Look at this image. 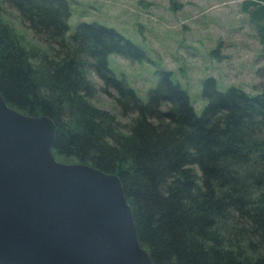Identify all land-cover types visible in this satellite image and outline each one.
I'll return each mask as SVG.
<instances>
[{
  "label": "trees",
  "instance_id": "trees-1",
  "mask_svg": "<svg viewBox=\"0 0 264 264\" xmlns=\"http://www.w3.org/2000/svg\"><path fill=\"white\" fill-rule=\"evenodd\" d=\"M3 3L45 46L26 47L0 16L1 96L53 120L54 157L118 175L151 261L264 264V90L221 91L206 77L197 115L171 73L159 70L143 102L107 67L109 54L142 59L139 46L95 22L65 37L67 0H0V13ZM241 8L264 47V0H242ZM90 70L114 90L120 114H134L125 130L89 101Z\"/></svg>",
  "mask_w": 264,
  "mask_h": 264
},
{
  "label": "water",
  "instance_id": "water-1",
  "mask_svg": "<svg viewBox=\"0 0 264 264\" xmlns=\"http://www.w3.org/2000/svg\"><path fill=\"white\" fill-rule=\"evenodd\" d=\"M54 134L0 94V263L154 264L118 175L55 159Z\"/></svg>",
  "mask_w": 264,
  "mask_h": 264
},
{
  "label": "rangeland",
  "instance_id": "rangeland-1",
  "mask_svg": "<svg viewBox=\"0 0 264 264\" xmlns=\"http://www.w3.org/2000/svg\"><path fill=\"white\" fill-rule=\"evenodd\" d=\"M241 1L67 0L70 16L65 37L74 32L79 22H95L114 29L139 46L144 57L130 60L109 54L110 71L124 79L145 102L147 91L157 83L158 71L168 70L198 115L206 103L200 94L206 77H212L221 91L230 86L249 94L264 90V47L258 42L255 26L243 12ZM0 16L26 47L44 48L45 44L20 21L12 7L3 3ZM216 48L212 55L210 51ZM86 78L95 90L89 98L91 104L112 114L125 130L134 114H120L114 104V90H104L93 71H88Z\"/></svg>",
  "mask_w": 264,
  "mask_h": 264
}]
</instances>
